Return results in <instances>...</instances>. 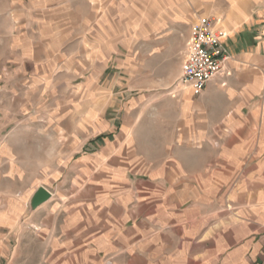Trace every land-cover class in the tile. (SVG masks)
Masks as SVG:
<instances>
[{
	"label": "crops",
	"instance_id": "obj_1",
	"mask_svg": "<svg viewBox=\"0 0 264 264\" xmlns=\"http://www.w3.org/2000/svg\"><path fill=\"white\" fill-rule=\"evenodd\" d=\"M189 3L187 9L184 0H148L146 38L115 35L121 42L115 67L123 77L139 72L129 57L140 39L152 53L159 169H149V178L134 179L125 163L119 185L111 177L101 179L100 173L117 165L119 154L128 149L134 154L130 158L138 160L130 123L141 121L142 96L126 98L107 121L108 132L86 139L90 148L80 172L98 173L101 184L81 192L89 198L69 197L61 184L40 182L23 203L19 188L6 187L8 182L19 185V148H43L50 137H19L22 132L10 131L0 139V264H26L23 250L31 243H36L34 264H43L41 241L49 257L44 264H264V121L256 150L249 134L236 135L250 131L256 116L264 114V0H226L227 7L205 15L223 32L231 56L197 95L178 83L190 27L202 15L199 4ZM65 9L74 28L80 20V27L87 28L89 17L81 16L82 9ZM18 15L12 14L15 22ZM77 34L87 58L91 42L85 32ZM102 39L100 51L108 59L106 30ZM121 85L124 95L138 88L128 81ZM118 113L124 126L117 132L111 126L117 128L113 119ZM39 186L51 197L31 210L28 202ZM116 186L125 195L110 192ZM199 197H219L220 204L204 206Z\"/></svg>",
	"mask_w": 264,
	"mask_h": 264
},
{
	"label": "rangeland",
	"instance_id": "obj_2",
	"mask_svg": "<svg viewBox=\"0 0 264 264\" xmlns=\"http://www.w3.org/2000/svg\"><path fill=\"white\" fill-rule=\"evenodd\" d=\"M184 1L187 9L189 2L193 7V3L199 4L202 15L212 14L209 13L211 9L215 11L228 6L226 0ZM87 4L88 8L84 0H0V139L10 131L22 132L16 134L19 137L36 134L50 137L49 144L43 148H19V185L8 182L6 187L8 190L19 188L17 195L23 203L40 182L53 186L61 184L67 189L69 197L79 193L89 198V194L81 192L88 190V185L101 184L97 179L98 173L80 172L86 165L83 161L89 147L86 139L108 132L107 121L114 116V110L119 111L121 102L132 96L145 97L138 110L141 121L134 126L130 123V128L136 131L133 142L138 160L134 162L130 158L134 154L128 149L126 154H119L117 165L110 164L100 172L101 179L111 177L112 182L119 185L125 176L124 163L134 179L149 178V169H159L152 53L144 40L146 26L150 25L148 0H88ZM76 6L84 11L81 15L84 19L89 17L87 28L80 27L81 20L74 28L71 15L66 14L65 8ZM102 6L106 8L105 20ZM14 12L20 15L16 22L12 19ZM105 30L108 59L101 53L99 45ZM82 32L91 42L87 58L80 52L79 37H75ZM120 33L128 36L140 33L144 36L129 57L130 62L136 63L135 69L139 71L136 75L123 77L115 67L118 64L116 46H121V42L115 41V35ZM156 73L165 76L167 71ZM125 81L137 85L136 92L124 95L121 83ZM120 115L118 113L113 119L117 128L111 126L117 132L124 126ZM263 121L264 114L258 115L250 131L238 130L236 133L238 137L249 134L255 144L251 146L253 150L259 148L255 141L262 136ZM8 127L11 129L7 130ZM120 190L116 186L110 192L116 196L125 195ZM90 192V197H93L94 193ZM220 199L199 197L196 200L204 206L205 203L213 204L217 208ZM40 243L44 264L49 257L44 243ZM34 247L31 243L23 250L27 255L26 264H34L37 260L36 243Z\"/></svg>",
	"mask_w": 264,
	"mask_h": 264
},
{
	"label": "built area",
	"instance_id": "obj_3",
	"mask_svg": "<svg viewBox=\"0 0 264 264\" xmlns=\"http://www.w3.org/2000/svg\"><path fill=\"white\" fill-rule=\"evenodd\" d=\"M214 24L215 20L209 16L200 15L190 27L178 83L191 89L194 95L202 92L208 81L222 72L223 64L231 56L223 45V32Z\"/></svg>",
	"mask_w": 264,
	"mask_h": 264
},
{
	"label": "water",
	"instance_id": "obj_4",
	"mask_svg": "<svg viewBox=\"0 0 264 264\" xmlns=\"http://www.w3.org/2000/svg\"><path fill=\"white\" fill-rule=\"evenodd\" d=\"M51 197V193L44 187L39 186L35 189V192L31 195L28 202V207L34 210L37 206L48 201Z\"/></svg>",
	"mask_w": 264,
	"mask_h": 264
}]
</instances>
